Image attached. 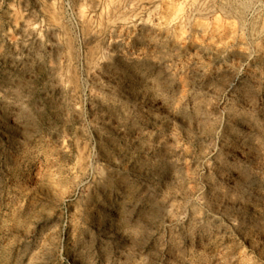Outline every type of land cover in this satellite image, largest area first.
<instances>
[{"label": "rangeland", "instance_id": "1", "mask_svg": "<svg viewBox=\"0 0 264 264\" xmlns=\"http://www.w3.org/2000/svg\"><path fill=\"white\" fill-rule=\"evenodd\" d=\"M110 1L0 0V264H264V0Z\"/></svg>", "mask_w": 264, "mask_h": 264}, {"label": "bare ground", "instance_id": "2", "mask_svg": "<svg viewBox=\"0 0 264 264\" xmlns=\"http://www.w3.org/2000/svg\"><path fill=\"white\" fill-rule=\"evenodd\" d=\"M170 1V0H169ZM101 3V2H100ZM106 3V2H105ZM123 3V2H122ZM120 3L119 1H114L111 0L108 4V9L104 15V19L106 21L107 26H111L114 23L125 20V21H130L131 18L128 17L124 18V5ZM162 3V2H161ZM166 3V2H165ZM168 3V2H167ZM177 3V2H176ZM138 4H141L140 1ZM143 4V3H142ZM145 5V4H143ZM170 5V4H169ZM147 6V5H146ZM106 7V6H105ZM131 7V6H130ZM134 7V6H133ZM141 8V6H140ZM125 10V9H124ZM79 11V10H78ZM175 15H174V20H184L187 23L192 24L197 31L200 32H207L209 29V26L207 23L204 21L205 17L209 15L213 9L211 6V3L209 0H180L179 3L176 5V10H175ZM104 13V12H103ZM99 14V13H98ZM134 14V13H133ZM169 15V14H168ZM80 19L85 26V29L88 30V35L93 36L95 32L90 29V22L88 18L86 17L85 13L83 10L80 11L79 13ZM137 15H135L136 17ZM101 18V17H100ZM167 18V17H166ZM171 18V17H170ZM134 19V18H133ZM96 20V19H95ZM102 20V19H101ZM52 21L55 23V18H52ZM58 21V20H57ZM98 21V20H97ZM148 21V20H147ZM152 22V21H151ZM175 22V21H174ZM52 23V22H51ZM98 23V22H97ZM58 24V23H57ZM133 24V23H132ZM170 24V23H169ZM175 24V23H174ZM23 25L26 27H29V23L24 21ZM156 25V24H155ZM82 26V25H81ZM170 26V25H169ZM105 29V28H104ZM218 31V30H217ZM54 33V32H53ZM55 34V33H54ZM183 34V33H181ZM93 40V39H91ZM92 49V48H91ZM101 55V54H100ZM103 55V54H102ZM98 55L95 54L94 51L91 53V62L93 63L98 60ZM99 62V61H98Z\"/></svg>", "mask_w": 264, "mask_h": 264}]
</instances>
